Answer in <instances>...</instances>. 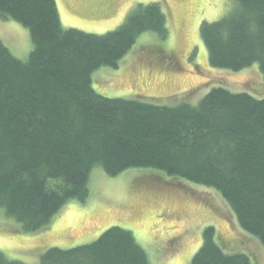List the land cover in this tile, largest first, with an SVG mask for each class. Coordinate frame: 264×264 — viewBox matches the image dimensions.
Segmentation results:
<instances>
[{
    "label": "trees",
    "instance_id": "1",
    "mask_svg": "<svg viewBox=\"0 0 264 264\" xmlns=\"http://www.w3.org/2000/svg\"><path fill=\"white\" fill-rule=\"evenodd\" d=\"M0 17L30 30L23 60L0 39V208L28 232L51 224L70 200L90 196L91 173L155 168L217 190L240 225L264 246V97L212 88L198 104L160 105L107 97L92 74L117 68L141 35L169 33L161 2L139 4L104 34L66 28L57 0H0ZM200 34L213 67L264 76V0H235ZM0 264H28L8 259ZM37 264H151L129 229L115 225L91 243L50 247ZM189 264H253L226 253L208 225Z\"/></svg>",
    "mask_w": 264,
    "mask_h": 264
},
{
    "label": "rangeland",
    "instance_id": "2",
    "mask_svg": "<svg viewBox=\"0 0 264 264\" xmlns=\"http://www.w3.org/2000/svg\"><path fill=\"white\" fill-rule=\"evenodd\" d=\"M161 2L168 36L139 37L119 66H102L92 74L97 92L112 98L140 99L160 105L198 104L214 87L264 97L259 63L240 71L213 67L200 34L203 21L225 16L235 0H57L64 27L104 34L118 28L139 4ZM0 39L25 60L33 49L28 27L0 17ZM163 50V51H162ZM168 57L174 58L167 59ZM90 196L68 201L50 225L25 231L0 208V250L8 259L37 264L50 247L69 249L91 243L111 226L129 229L151 264H189L203 242L206 226L229 254L242 252L264 264V246L246 231L214 188L168 175L155 168H130L109 176L96 166Z\"/></svg>",
    "mask_w": 264,
    "mask_h": 264
},
{
    "label": "flooded vegetation",
    "instance_id": "3",
    "mask_svg": "<svg viewBox=\"0 0 264 264\" xmlns=\"http://www.w3.org/2000/svg\"><path fill=\"white\" fill-rule=\"evenodd\" d=\"M162 51H163V50H162ZM167 59H169V60L171 59L172 61L174 60V58H171V57H168Z\"/></svg>",
    "mask_w": 264,
    "mask_h": 264
}]
</instances>
